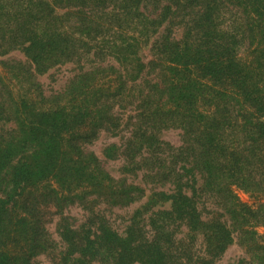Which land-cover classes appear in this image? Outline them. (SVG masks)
<instances>
[{
    "label": "trees",
    "instance_id": "1",
    "mask_svg": "<svg viewBox=\"0 0 264 264\" xmlns=\"http://www.w3.org/2000/svg\"><path fill=\"white\" fill-rule=\"evenodd\" d=\"M151 39L155 83L140 78L147 66L138 53ZM19 49L25 62H0V123L13 125L0 129V264L49 254V211L72 206L89 217L78 228L60 224L58 264H200L197 242L221 256L229 234L219 221L203 220L198 196H213L231 221H242L228 210V187L264 191V120L257 117L264 118V0H0V57ZM87 55L90 68L45 95L35 70L80 65ZM129 107L130 136L108 156L170 188L153 192L122 237L88 206L122 210L144 199L145 189L111 176L87 147L102 132L116 136ZM172 129L182 132L177 150L159 139ZM193 174L200 186L187 192V181L197 184L187 178ZM161 199L170 207H158ZM232 225L264 264L255 234Z\"/></svg>",
    "mask_w": 264,
    "mask_h": 264
},
{
    "label": "rangeland",
    "instance_id": "2",
    "mask_svg": "<svg viewBox=\"0 0 264 264\" xmlns=\"http://www.w3.org/2000/svg\"><path fill=\"white\" fill-rule=\"evenodd\" d=\"M181 30L175 32L176 37L181 36ZM153 43V39H151L147 44L142 45L141 53L139 54V59L142 60L144 65H148L149 61L152 59V51L151 45ZM107 51V49H106ZM108 52V51H107ZM245 57V52L240 50L239 53L236 55L238 60H243ZM96 60V59H95ZM110 60V59H109ZM107 60L106 62L110 61ZM1 61H26V58L22 52V49L18 51L11 52L10 54L0 57ZM93 56L87 55L85 56L80 65L79 63H67L58 65L55 68L47 69L45 71L44 68H38L35 70L36 78L38 82L41 84L45 95H52L64 90L65 86L69 83L71 78L78 72L79 68H84L87 70L92 65ZM96 60L95 62H97ZM1 67V66H0ZM1 71V69H0ZM150 67H146V71L142 74L141 81H153L155 79V75L149 74ZM149 74V76H147ZM120 112V111H119ZM122 114L123 119V126L121 130L114 136L113 132H102L99 137H97L92 144L87 147V150L94 153L99 160L103 168L113 177L115 178H128L129 182L137 184L145 189V197L141 201L134 203L133 205L129 206L128 208L120 209H106L107 206L99 205L97 206H88L90 209L98 212L105 220H108L109 226L116 232L118 235H124L127 227L129 226V220L132 218L133 214L143 205L145 204L149 197L153 194V192H161V191H168L170 187H166L164 189L156 186L151 182L145 181L143 179V172L135 170L133 173H128L124 171V161L120 157L118 159L110 158L108 156L111 155V152H107L106 150L110 147H118L120 148L119 151L122 152L123 144L125 143L126 139L130 136V127L127 125V120L130 116H132L133 112L132 109L127 108L125 111L120 112ZM207 114V113H206ZM260 119L264 120L260 114L257 115ZM11 123H0V129L5 128L9 129L12 128ZM182 132L179 130H167L162 131L159 135V139L164 143L168 144L169 147L173 148V150H177L182 146ZM131 169V167H128ZM188 179H194L197 182L196 185L190 183V188L195 189V186H200V179L197 175H194ZM228 197L229 200L228 210L234 208L237 213L241 214V218H236L234 221H231L229 216L225 213L224 210H221L217 207V200L213 198V196L209 194H201L198 196V209L202 215L204 221L212 220L214 222L219 221L223 225V228L229 234V241L230 244H226V248L223 254L220 256H216L213 259L214 253L211 254V250H208L206 245H203L201 242H197L192 248L194 252H197L201 256L203 260L200 264H257V260H255L252 254L249 251V247L241 246V238L239 234L238 228L234 227L232 224L236 222V224H242L243 227L246 228L249 232L252 231L257 238V243L259 245H264V191L263 190H245L239 188L236 183H233L230 187H228ZM228 200V198H227ZM160 208H169L170 203L164 202L162 199L158 201ZM91 216V213H90ZM87 217H89V213L86 209H82L80 206H72L65 209L62 212L55 213L54 210L49 211V215L47 216L46 220V229L48 231L50 240L53 241V250L50 253H42L38 255L33 261V264H58V260L60 255V251L64 250V241H62V236L59 232V229L62 228L61 225L64 227L67 223L71 224L74 228H78L82 226L86 221ZM146 217V215L144 216ZM63 218H66L64 221ZM238 220V221H237ZM61 224V225H60ZM152 234V230L148 225H144L143 227V236L147 239L150 238ZM187 234L186 229L183 230L182 234L178 237L183 238ZM212 249V248H211ZM201 259V260H202ZM211 260V262H210ZM69 260H63L60 264H73L72 262H68ZM194 260L192 264H198ZM209 261V262H208ZM84 264V262H83ZM85 264H108L107 262H99V261H89Z\"/></svg>",
    "mask_w": 264,
    "mask_h": 264
}]
</instances>
